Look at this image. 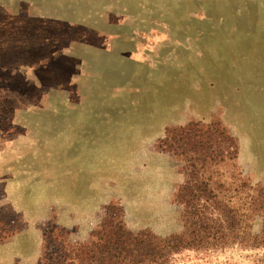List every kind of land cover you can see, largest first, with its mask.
<instances>
[{
  "label": "rangeland",
  "instance_id": "obj_1",
  "mask_svg": "<svg viewBox=\"0 0 264 264\" xmlns=\"http://www.w3.org/2000/svg\"><path fill=\"white\" fill-rule=\"evenodd\" d=\"M190 119L235 137L213 177L262 188L248 231L264 241V0H0V242L28 221L85 241L109 203L132 231L186 232L183 162L156 143ZM172 264H264V246Z\"/></svg>",
  "mask_w": 264,
  "mask_h": 264
},
{
  "label": "trees",
  "instance_id": "obj_2",
  "mask_svg": "<svg viewBox=\"0 0 264 264\" xmlns=\"http://www.w3.org/2000/svg\"><path fill=\"white\" fill-rule=\"evenodd\" d=\"M156 148L183 162L184 182L174 193V201L183 205L186 232L162 237L145 229L132 231L124 223L120 207L109 203L85 241L69 242L68 232L52 223L42 227L38 264H172L175 253L189 248L264 246L263 240L248 231L262 188L243 182L247 195L241 198L236 189L213 177V168L232 163L238 155L235 137L220 120L190 119L167 127Z\"/></svg>",
  "mask_w": 264,
  "mask_h": 264
},
{
  "label": "crops",
  "instance_id": "obj_3",
  "mask_svg": "<svg viewBox=\"0 0 264 264\" xmlns=\"http://www.w3.org/2000/svg\"><path fill=\"white\" fill-rule=\"evenodd\" d=\"M22 208L23 205L21 203H14L11 205L10 211L25 219ZM28 223H24L22 228H18L16 232L10 234L8 239L4 240V244L7 242L10 244L2 248V250L10 251L11 255H9V258H7L8 255H5V259L2 260L3 264H17L16 262L18 264H38L42 252V228L40 226L39 228H32L31 224ZM3 243L0 242V244ZM1 256L3 258L4 254ZM15 258H18V261L12 262V259Z\"/></svg>",
  "mask_w": 264,
  "mask_h": 264
}]
</instances>
